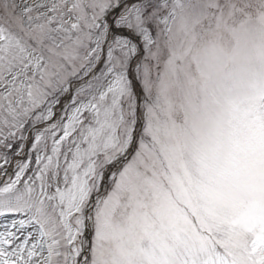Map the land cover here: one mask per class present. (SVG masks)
<instances>
[{
  "label": "snow or ice",
  "instance_id": "snow-or-ice-1",
  "mask_svg": "<svg viewBox=\"0 0 264 264\" xmlns=\"http://www.w3.org/2000/svg\"><path fill=\"white\" fill-rule=\"evenodd\" d=\"M0 264H264V0H0Z\"/></svg>",
  "mask_w": 264,
  "mask_h": 264
}]
</instances>
